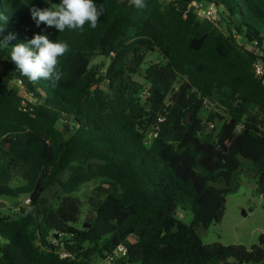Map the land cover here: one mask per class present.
Segmentation results:
<instances>
[{"label": "trees", "instance_id": "trees-1", "mask_svg": "<svg viewBox=\"0 0 264 264\" xmlns=\"http://www.w3.org/2000/svg\"><path fill=\"white\" fill-rule=\"evenodd\" d=\"M194 1L146 0L140 13L129 0H94L104 8L95 29L60 32L30 12L60 0H0L8 16L0 40L16 35L0 47V202L31 201L16 218L0 209V264H61L55 254L96 264L119 245L128 252L116 264H264V234L251 250L200 235L222 223L244 177L264 197V84L253 73L264 68V0H199L218 7L216 24L190 10ZM37 33L68 45L56 87L30 82L11 61V47ZM153 51L165 63L141 76ZM97 57L110 60L104 71L92 65ZM13 82L25 106L9 99ZM206 101L215 106L202 117ZM99 180L106 186L90 205L118 222L93 241L77 227L78 193ZM57 182L64 196L49 205L43 195ZM180 209L192 212L190 225Z\"/></svg>", "mask_w": 264, "mask_h": 264}, {"label": "rangeland", "instance_id": "rangeland-1", "mask_svg": "<svg viewBox=\"0 0 264 264\" xmlns=\"http://www.w3.org/2000/svg\"><path fill=\"white\" fill-rule=\"evenodd\" d=\"M200 2L199 0H196ZM153 64H164V60L159 52L153 51L147 57V61L142 67L141 76H144L145 70L148 66ZM110 64V60L103 57H97L92 65L103 67V71ZM142 77L140 81L142 82ZM9 99L20 105L25 106V102L29 99L24 92L20 83L13 82L9 89ZM206 113L203 112L202 117ZM66 126V120L63 119L59 123V128L63 130ZM67 174L60 176L61 181L67 179ZM17 183L14 182L13 186ZM105 181L99 180L86 187L82 188L78 193L83 201L80 222L77 225L80 229L89 230L92 235V240L95 241L99 236L104 235V228L109 220L118 222V219L109 211L105 215H100L95 212V209L90 205L91 198H94L98 192L95 189L98 187H105ZM64 196L63 188L57 182L44 195L43 199L49 205H57L60 198ZM27 196L23 195L19 198H3L6 204V215H11L12 218L18 217L17 209L21 208ZM179 220L190 225L193 221V214L190 211H178ZM85 224L88 228H84ZM264 234V197H261L256 192V180L253 178L244 177L242 179V186L237 194L228 197L227 210L224 219L220 224H213L209 230L201 232L203 242L206 245L222 244L224 246L241 245L251 250L253 246L259 243V237ZM54 263L69 264L73 259L66 254H55L50 256ZM98 259L96 264L101 263Z\"/></svg>", "mask_w": 264, "mask_h": 264}, {"label": "clouds", "instance_id": "clouds-1", "mask_svg": "<svg viewBox=\"0 0 264 264\" xmlns=\"http://www.w3.org/2000/svg\"><path fill=\"white\" fill-rule=\"evenodd\" d=\"M129 3L140 13L148 8L146 0H129ZM30 12L37 26L45 24L63 32L66 28L83 30L86 22L95 29L98 18L104 14V8H98L94 0H60L58 6L40 8L33 5ZM7 21L8 16L0 14V34L3 33ZM15 38L14 33H9L0 40V47H9V41ZM11 49V61L22 76L32 83L44 79L48 80L52 87L57 86L62 76L57 68L58 57L68 51L66 42H53L48 35L37 33L33 38L18 43Z\"/></svg>", "mask_w": 264, "mask_h": 264}, {"label": "built area", "instance_id": "built-area-1", "mask_svg": "<svg viewBox=\"0 0 264 264\" xmlns=\"http://www.w3.org/2000/svg\"><path fill=\"white\" fill-rule=\"evenodd\" d=\"M167 2H171L174 0H166ZM190 10L194 12L195 15H197L202 20H209L211 22H216L219 19V9L218 7L213 4L206 1H194L192 4H190ZM185 18H188V12L185 14ZM253 52H256L254 48H251ZM253 73L255 78H258L261 80L264 84V68L262 64H256L253 67ZM215 105L211 101H206L205 107H204V113H207L208 111L212 110V108ZM213 128V126H212ZM31 201L29 198H27L24 202V209H27L30 205ZM32 240L34 245L37 248L41 247V240L39 237V234L37 231H32ZM127 248L124 245H119L116 247L115 250L111 254H107L104 259H102L100 264H116L119 260L127 256Z\"/></svg>", "mask_w": 264, "mask_h": 264}, {"label": "water", "instance_id": "water-1", "mask_svg": "<svg viewBox=\"0 0 264 264\" xmlns=\"http://www.w3.org/2000/svg\"><path fill=\"white\" fill-rule=\"evenodd\" d=\"M6 204L4 202H0V209H5ZM84 228H88V226L85 224Z\"/></svg>", "mask_w": 264, "mask_h": 264}]
</instances>
